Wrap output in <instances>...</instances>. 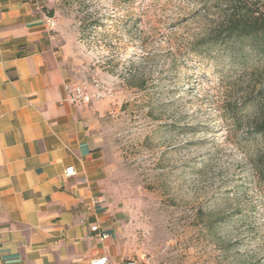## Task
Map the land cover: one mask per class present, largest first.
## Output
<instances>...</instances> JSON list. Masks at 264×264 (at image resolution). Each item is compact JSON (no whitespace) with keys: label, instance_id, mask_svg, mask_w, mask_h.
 <instances>
[{"label":"rangeland","instance_id":"obj_1","mask_svg":"<svg viewBox=\"0 0 264 264\" xmlns=\"http://www.w3.org/2000/svg\"><path fill=\"white\" fill-rule=\"evenodd\" d=\"M240 6L242 2L239 3ZM70 84L106 166L121 262L264 264V185L250 124L263 46L205 39L215 0H55Z\"/></svg>","mask_w":264,"mask_h":264},{"label":"crops","instance_id":"obj_2","mask_svg":"<svg viewBox=\"0 0 264 264\" xmlns=\"http://www.w3.org/2000/svg\"><path fill=\"white\" fill-rule=\"evenodd\" d=\"M54 6L0 0V264H126L99 139L86 108L63 101L69 45Z\"/></svg>","mask_w":264,"mask_h":264},{"label":"trees","instance_id":"obj_3","mask_svg":"<svg viewBox=\"0 0 264 264\" xmlns=\"http://www.w3.org/2000/svg\"><path fill=\"white\" fill-rule=\"evenodd\" d=\"M223 8L222 16L211 34L205 39L226 45L238 39L251 38L263 46L264 52V0H215ZM240 2H242L240 6ZM256 118L251 122V132L261 139V147L252 160L256 181L264 185V87L256 92Z\"/></svg>","mask_w":264,"mask_h":264},{"label":"built area","instance_id":"obj_4","mask_svg":"<svg viewBox=\"0 0 264 264\" xmlns=\"http://www.w3.org/2000/svg\"><path fill=\"white\" fill-rule=\"evenodd\" d=\"M46 24L50 29H54L56 26V22L52 17L46 18ZM92 97L88 95L84 89L78 84H67L64 88V97L63 101L69 102L72 104L82 105L87 104ZM74 174L73 168L68 167L65 169L66 176H72ZM91 231H97V226H93L90 228ZM102 239L107 237L106 234H100ZM91 264H109L107 257H100L96 260L92 261ZM126 264H139L137 261H129Z\"/></svg>","mask_w":264,"mask_h":264}]
</instances>
